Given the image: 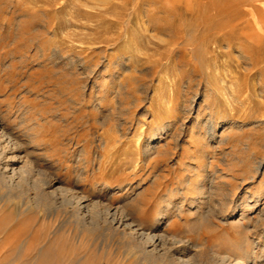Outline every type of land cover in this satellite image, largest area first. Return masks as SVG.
<instances>
[{"label":"rangeland","instance_id":"obj_1","mask_svg":"<svg viewBox=\"0 0 264 264\" xmlns=\"http://www.w3.org/2000/svg\"><path fill=\"white\" fill-rule=\"evenodd\" d=\"M262 2L0 0V264H169L108 207L264 264Z\"/></svg>","mask_w":264,"mask_h":264},{"label":"bare ground","instance_id":"obj_2","mask_svg":"<svg viewBox=\"0 0 264 264\" xmlns=\"http://www.w3.org/2000/svg\"><path fill=\"white\" fill-rule=\"evenodd\" d=\"M260 6H261L260 10L256 14L258 16V19L256 20V18L254 17V23H253L254 24L253 26L255 27V30L257 33H261L260 32L262 30L261 24H262V22L264 23V18H263L264 15L261 16L264 13V2H262V4ZM251 11H254V8H253V10L251 9ZM250 15L255 16V14L253 12ZM162 136L163 135L160 136L159 134L158 135H155V134L149 135L148 141H153L155 139H162L163 138ZM11 142H12V137L9 133H6L5 131L0 133V157H1V159H2V156L5 155V152L7 151ZM49 185L51 186V183H49ZM51 194H52L53 202L56 205L65 206V207L66 206L72 207L75 211H77L76 212V213H78L77 215L81 216L84 220L92 221V220L96 219L95 213H94L95 207L93 208L91 206V202L89 201V199L87 197L80 196L77 192H75L73 190L66 189L60 185L54 187L51 191ZM97 208H95V209H97ZM108 208L106 210L107 220L109 219L110 221L116 222V223L119 222L120 224L129 228L131 231V234H136V236L141 237V239L145 238L144 240H146V241H145V243H143V244H145L144 247H146V250L150 249L149 250L150 253H152L154 256H157L160 259L167 260L169 262V264H195L193 262V256L195 254L192 253L193 252L192 248L194 247V244L192 246L189 243V241H186L184 239H179V238H177V236L175 234L166 233L163 229V226L160 228L159 225L156 227L155 226L152 227L149 231H146V232L140 231L139 228L137 229L135 227V225L133 224L134 222H132L131 218L128 215H122L121 214L119 216L116 209H115V211L112 212L111 210L113 208H109V209ZM168 213H169L168 209L163 211L161 221H164V219H166L165 222L170 220L169 216H167ZM232 214H235V212L233 211L230 215H232ZM180 215H183V212H180ZM216 256H218V255H216ZM219 257L220 256H218V258ZM230 258L229 257H224V258L222 257L221 258L222 264H246L245 262H242V261H239V262L237 261L236 263H232ZM198 261L199 260H196V263Z\"/></svg>","mask_w":264,"mask_h":264},{"label":"crops","instance_id":"obj_3","mask_svg":"<svg viewBox=\"0 0 264 264\" xmlns=\"http://www.w3.org/2000/svg\"><path fill=\"white\" fill-rule=\"evenodd\" d=\"M260 1H263L264 2V0H260Z\"/></svg>","mask_w":264,"mask_h":264}]
</instances>
